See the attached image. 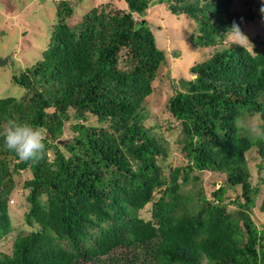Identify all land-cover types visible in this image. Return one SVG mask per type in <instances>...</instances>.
<instances>
[{
    "label": "trees",
    "instance_id": "trees-1",
    "mask_svg": "<svg viewBox=\"0 0 264 264\" xmlns=\"http://www.w3.org/2000/svg\"><path fill=\"white\" fill-rule=\"evenodd\" d=\"M70 1L84 0H60L47 49L13 76L23 95L0 98V125L15 119L44 129L47 149L26 163L0 139V240L13 232L15 175L27 170L24 220L33 228L16 236L11 254L0 252V264H264L247 162L256 150L264 168V138L243 124L257 115L264 128V48L218 50L190 68L197 80L179 81L167 109L181 128L185 165L167 161L144 106L166 56L136 15L166 5L196 24L195 48L216 47L239 22L235 0H122L126 10L93 9L75 26ZM206 171L226 175L213 200L202 187L183 191ZM237 186L243 201H233V212L224 196ZM147 205L149 220L138 216Z\"/></svg>",
    "mask_w": 264,
    "mask_h": 264
},
{
    "label": "rangeland",
    "instance_id": "rangeland-1",
    "mask_svg": "<svg viewBox=\"0 0 264 264\" xmlns=\"http://www.w3.org/2000/svg\"><path fill=\"white\" fill-rule=\"evenodd\" d=\"M59 2L60 0H0V59H7L6 64L0 66V98H18L23 95L24 89L13 82V76H18L31 68L47 49L52 28L57 23L56 11ZM70 2L75 9L73 16L68 20L70 26L77 25L82 17L93 9L99 12L105 11L106 14L113 9H127L122 0ZM262 2L264 0H235L231 7V13L239 18L238 25L241 31L248 37L250 44L245 42L244 46L252 53H256V49L264 48L261 46V42H264V22L256 15ZM136 18L148 22L158 48L163 50L166 56V62L161 66L153 83V93L144 103L148 113L146 124L152 128L153 134L161 138L167 148L169 154L167 161L170 165L173 168L185 165L187 161L181 150L182 144L179 143L182 139L181 128L170 115L167 104L180 89V80L196 78L190 73L192 66L207 61L218 50L240 45L232 43L234 37L229 35L219 46L195 48L190 42V36L196 24L184 15L171 14L167 6L163 4L152 7L142 18L137 15ZM94 122L95 119H92L91 123ZM243 124L250 129L253 126H259L260 119L255 115L244 119ZM250 133L253 134L251 131ZM71 136L72 133L68 127L64 139L70 140ZM247 162L251 186L259 190L251 216L260 228L264 226V213L260 211L264 196V168L258 169L260 159L256 150L247 154ZM31 177L29 170L15 175L17 186L10 200L13 232L0 240L2 253L11 254L16 236L33 230L24 220L27 203L23 183ZM225 184V174L206 171L197 186L188 184L184 186L183 191L192 192L193 189L202 187L209 200H213L212 193ZM239 198H241L240 186L227 188L224 202L229 211L234 212L238 209L233 201ZM150 209L151 205H147L139 211L138 216L149 220Z\"/></svg>",
    "mask_w": 264,
    "mask_h": 264
},
{
    "label": "clouds",
    "instance_id": "clouds-1",
    "mask_svg": "<svg viewBox=\"0 0 264 264\" xmlns=\"http://www.w3.org/2000/svg\"><path fill=\"white\" fill-rule=\"evenodd\" d=\"M260 11L264 13V6ZM228 33L234 37L232 43L242 47L245 42L249 43L248 37L235 22ZM249 130L258 137L264 138V128L253 126ZM0 139H3L5 148L22 162L38 163L46 155V131L28 122L6 120L0 125Z\"/></svg>",
    "mask_w": 264,
    "mask_h": 264
},
{
    "label": "water",
    "instance_id": "water-1",
    "mask_svg": "<svg viewBox=\"0 0 264 264\" xmlns=\"http://www.w3.org/2000/svg\"><path fill=\"white\" fill-rule=\"evenodd\" d=\"M6 62H7V59H0V66L6 64ZM197 79H198V77L195 78V80H197Z\"/></svg>",
    "mask_w": 264,
    "mask_h": 264
}]
</instances>
